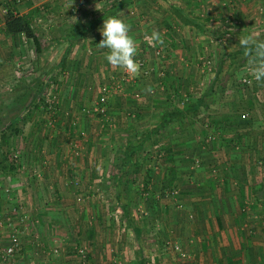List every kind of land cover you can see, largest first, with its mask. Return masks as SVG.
<instances>
[{
	"label": "crops",
	"instance_id": "0c3cea01",
	"mask_svg": "<svg viewBox=\"0 0 264 264\" xmlns=\"http://www.w3.org/2000/svg\"><path fill=\"white\" fill-rule=\"evenodd\" d=\"M187 1L19 0L13 4V0H0V107H28L24 114L14 112L10 119L24 122L25 145H19L20 165L3 174L12 195L0 199V250L9 244L13 233L21 240L20 250L0 264H151L153 260L154 264H264L262 230L241 224L247 219L256 225V215L249 216V211H241L244 205L240 207L246 200L254 205L264 201L256 185L237 179L236 184L229 182L231 172L207 176V167H197L194 180L175 178L179 172H189L185 162L192 154L212 157L207 161L216 159L211 167L217 169L230 165L231 170L234 165L226 160L219 163L226 154L224 141L211 149L202 146V120L180 113L185 108L172 106L169 95L162 101L155 76L159 61L140 40L143 32L159 30L164 38V44L159 45L164 66L169 65V73L181 75L183 66L178 59L185 50L179 48L188 45L186 35L191 29L203 31L185 23L178 13L181 9L192 18ZM6 3L15 14L30 19L38 49L23 33L6 30ZM245 5L248 10L249 2ZM108 16L129 24V34L138 45L136 57H142L152 72L146 75L140 70L136 76L140 96L136 105L131 103L140 113L136 131L126 129L122 110H111L116 129H105L108 139L88 144L84 156L77 158L68 141L78 129L67 126L69 117L62 110L76 112V105L89 103L92 90L97 92L99 84H112V76L121 70L107 62V49L98 46ZM173 28L176 31H171ZM148 86L154 95L144 91ZM49 89L59 98L57 124L47 134L43 128L46 113L41 109ZM118 93L110 95L111 101H118L115 104L121 109L123 102L131 110L125 100L128 95L120 94L119 100ZM89 118L79 125L93 135L97 124ZM124 132L127 135L121 140ZM164 138L168 142L162 144ZM113 152L123 156V161L103 165L100 160L112 157ZM152 153H164L169 159L157 164L153 160L154 165L129 161L134 155ZM201 175L205 177L202 180ZM164 186L178 191L172 196L161 195ZM143 188L152 189L149 197L143 198ZM138 206L145 207L146 217L135 212ZM167 242L179 246L180 251ZM81 249L85 257L80 255Z\"/></svg>",
	"mask_w": 264,
	"mask_h": 264
},
{
	"label": "rangeland",
	"instance_id": "374dc122",
	"mask_svg": "<svg viewBox=\"0 0 264 264\" xmlns=\"http://www.w3.org/2000/svg\"><path fill=\"white\" fill-rule=\"evenodd\" d=\"M173 1L176 3L183 2V0ZM189 1L191 8L188 12L192 15V18L202 22L207 32L198 31L197 29L196 33L194 29H191V33L189 32V34L187 32L186 35L189 43L188 45L184 44V46L183 43L180 42L181 37L179 36L178 43L183 46L179 49L182 51L185 50V52L181 54V58L178 59L179 64L183 66V69L181 68V75H178V72L177 74L169 73V65L166 64V67L164 66V51L159 45L156 46L161 49V52L160 55H156L152 48L145 43L143 37L146 34L150 35V32H143L140 36V40L144 47L152 50V55L159 61V69H157L155 76L158 79L157 85L160 87L158 90L160 93H158V95L162 96H160L162 101L169 95L171 97L172 106L176 109H184L185 106L194 103L196 99L204 94V104L199 107L195 114L196 119L202 120L201 124L205 131V139L202 141V143L204 142L202 146H210L211 149L212 147L214 148L219 141H224V146L227 147V149L223 152L226 153L225 155H230L226 158H224L225 155H222L220 159L223 160L219 163L222 164L225 162L224 160H226L228 164L233 163L234 165L231 166V170L229 169L230 165L226 168L220 167L217 169L214 166L211 167L212 162H215L216 159L215 161L212 159L207 161V158L212 157H203L199 153L192 154L188 162H185L186 165L188 164V167L190 166L189 172L186 173L182 171V174L179 172L175 178H183V176H186L187 180H194L193 176L198 172L195 170L197 167L202 169L207 167L209 171L207 172V176L212 175V177L213 175L217 177L225 172H231L232 176H230L229 182H251L250 184L256 185L257 188L261 190L260 195L264 198V83L256 82L248 75L247 60L244 58L242 48L239 45V39L250 34L260 33L262 38H264V0H242L241 2L238 0H188L187 2L189 3ZM247 2H249L250 8L244 10V8L246 9L245 4ZM241 5L242 7H240ZM171 31H176V29L173 28ZM135 59L137 61H143V66H140V70H143L146 75L152 72L151 67L146 65L147 63L142 57L137 56ZM178 70L180 71V68H178ZM123 72V70H120L119 73L116 72L112 76V84L107 86L99 84V90H97V92L92 90L91 100L93 101L91 104L90 100L89 103L84 105H76V112L73 113L69 110H62L63 113L66 111V116L69 117L67 126L71 129H78L76 135L74 134L68 141V147L75 152V157L82 158L88 144L90 146L106 138V130L111 131V127H114V124L117 123L115 120L116 118L109 113L111 110H118L119 112L122 110L125 115L124 119H127L126 123L128 127L126 129L128 131H136V119L139 118L137 114L140 113L131 103L136 105L140 92L138 91L136 77L133 78L128 75L123 81L120 80L123 76ZM209 89H212L213 93L207 94L206 91ZM120 91L122 92L120 94H123L124 98L128 95L125 100H129V106L132 107L131 110H129L128 105H124L122 101H120V104L122 102V106H124L123 109L116 106L115 103L118 101L115 99L114 102L111 101L110 95H114ZM56 94L57 93L51 92L50 89L47 92L45 91L47 100L42 104L41 110L43 113H46L45 118L47 120L44 121L43 128L46 130L47 134H50L57 124L56 113L59 95ZM120 94L118 93L117 96L119 100ZM150 94L154 95L153 91ZM101 95L106 96L105 114H100L95 111V107ZM110 106H112V108ZM27 108L28 107H0V129L7 125H11L18 130L15 135L9 138L6 145H0V157L1 155L6 156L8 162L12 163L14 166L15 164L20 165L21 146L19 145H25V124L21 120L10 122V119L14 112L24 114ZM243 115H245V117ZM87 117H90L91 120H94L93 123L97 124L96 133L93 135L91 132L81 127V124L79 125V122L82 120L85 121L84 119L87 120ZM211 118L213 121H211ZM114 129L116 128L114 127ZM238 130L244 133V136L239 135ZM222 134H225L227 138L222 139ZM237 134L238 136L236 137ZM126 135L127 134L124 132L119 137H121L122 140ZM106 139H108V137ZM121 140L117 139V144H119ZM162 141V144L168 142L167 138H164ZM135 142L136 140L133 141V143ZM117 147L120 146L117 145ZM206 151H208V149H206ZM244 152L250 153L251 155L244 156ZM79 153H81V155ZM112 154H114L112 157L103 158L100 162L104 165L107 163H121L123 161V156L117 155L114 152ZM152 154L149 156L148 154L147 156L134 155L129 161L141 163V160H143L144 162L154 165V161L155 163L159 160L167 162L169 159L164 153L161 155L156 153ZM114 156L116 158H114ZM243 156L246 157L244 162L246 163L248 161L247 164L243 163ZM110 158L114 160H110ZM239 165H242L244 170H242V168L240 169ZM247 166L249 169L246 168ZM200 173L204 172L200 171ZM165 177H169V172L165 174ZM202 177L205 178L201 175V180ZM195 178L198 179L199 177L197 176ZM6 185V182L3 180V173L0 172V199H2L4 195L6 198H10L12 195L10 189ZM163 188H165V190H162ZM143 189V198L149 197L152 189ZM162 189H160L162 190L160 194L167 196H172L178 191L177 188L168 186H164ZM146 201H148V199H144V202ZM240 205V207L244 205V209L241 208L242 212L249 211V216L250 214H254L256 215L255 221L257 220L256 225H254L250 220L244 219L245 221L241 223L242 227H244V223H246L247 226L244 228L252 226L254 229L259 228L262 230L264 236L263 199L260 202H256V205L248 200H246V203H241ZM229 207L231 209V204ZM144 208V206L143 208L138 206L135 212H137V214L142 213L140 215L146 217L147 215L144 213L146 209ZM115 209L120 208H114V210ZM13 235L16 237L15 233H13L12 236L10 235V241L7 246L12 244ZM16 238L18 244L13 255L20 250L21 240L18 237Z\"/></svg>",
	"mask_w": 264,
	"mask_h": 264
},
{
	"label": "clouds",
	"instance_id": "9594fccd",
	"mask_svg": "<svg viewBox=\"0 0 264 264\" xmlns=\"http://www.w3.org/2000/svg\"><path fill=\"white\" fill-rule=\"evenodd\" d=\"M100 32L102 39L98 46L101 49H107L105 53L107 62L113 68L121 69L133 78L138 76L140 64L135 59L138 45L129 34V24L117 16H108L103 20ZM146 42L153 47L162 46L164 38L159 30L153 28L150 35L147 36ZM239 45L244 50L243 56L247 60L248 75L256 82L264 83V38L260 33L250 34L241 37ZM144 91L152 93L153 89L148 86Z\"/></svg>",
	"mask_w": 264,
	"mask_h": 264
},
{
	"label": "trees",
	"instance_id": "16d2710c",
	"mask_svg": "<svg viewBox=\"0 0 264 264\" xmlns=\"http://www.w3.org/2000/svg\"><path fill=\"white\" fill-rule=\"evenodd\" d=\"M16 3V0H13V4ZM4 7L6 9V30L8 32L12 33H23L26 35L28 38H31L32 41L34 42L36 48L38 49L39 43L38 40L33 32L31 21L27 16L24 15H18L15 14L12 9L10 8V4L6 3L4 4ZM178 13L182 15V19L185 21V23L192 24L195 27H198L199 29L205 31V28L203 25L198 22L195 19L189 18L187 13L183 12L181 9H177ZM244 50L242 49V52ZM207 94L213 93L212 89H209L206 91ZM204 104V95L201 96L200 98L196 99L194 103L189 104L185 106V110L180 112L184 113L186 112L187 114H192V116H195L196 112L198 111L200 105ZM17 128L11 125H7L4 128L0 129V145H6L9 141V138L12 135H15L17 133ZM131 141V139H129ZM14 165L12 163H9L6 156L1 155L0 157V171L1 173H12L14 170Z\"/></svg>",
	"mask_w": 264,
	"mask_h": 264
},
{
	"label": "built area",
	"instance_id": "2783aa9c",
	"mask_svg": "<svg viewBox=\"0 0 264 264\" xmlns=\"http://www.w3.org/2000/svg\"><path fill=\"white\" fill-rule=\"evenodd\" d=\"M19 1V0H16V2ZM148 34H146L144 37H143V40L145 41V43L150 47L152 48V50L154 51V53L156 55H160V52H161V49L158 47V46H150L147 42H146V38H147ZM140 66H143V61L141 60H138ZM128 76V74H126L125 72H123V76L120 78L121 81H123L126 77ZM246 81H249V80H246ZM120 82V81H119ZM119 86V85H117ZM107 90V89H106ZM107 94V93H106ZM95 111H97L98 113L100 114H105L106 112V96L105 95H101L98 99V102H97V106L95 107ZM245 117V115H243ZM1 172V171H0ZM17 244H18V240L15 236L12 237V244H10L9 246L3 248L0 250V260L2 261H5L7 260L10 256L13 255V253L15 252V250L17 249ZM167 245H171V247L173 246V248L175 250H179V246H177L176 244H171V242H167ZM180 251V250H179ZM80 255L82 257H85V250L84 249H81L79 251ZM151 264H154V260L151 262Z\"/></svg>",
	"mask_w": 264,
	"mask_h": 264
}]
</instances>
